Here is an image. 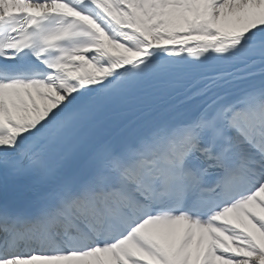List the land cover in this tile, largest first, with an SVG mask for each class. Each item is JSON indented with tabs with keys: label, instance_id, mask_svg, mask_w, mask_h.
<instances>
[{
	"label": "snow or ice",
	"instance_id": "6c2138e0",
	"mask_svg": "<svg viewBox=\"0 0 264 264\" xmlns=\"http://www.w3.org/2000/svg\"><path fill=\"white\" fill-rule=\"evenodd\" d=\"M0 264H264V0H0Z\"/></svg>",
	"mask_w": 264,
	"mask_h": 264
}]
</instances>
